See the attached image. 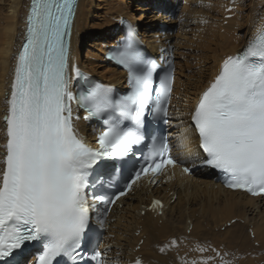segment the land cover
Listing matches in <instances>:
<instances>
[{
	"label": "snow or ice",
	"instance_id": "snow-or-ice-1",
	"mask_svg": "<svg viewBox=\"0 0 264 264\" xmlns=\"http://www.w3.org/2000/svg\"><path fill=\"white\" fill-rule=\"evenodd\" d=\"M76 4L77 0H30L24 43L4 101L0 264H17L16 251L29 242H39L42 248L36 264H59L61 257L86 264L88 256L94 264H105L103 253L83 251L90 213H97L102 230L110 206L142 176L155 183L167 168L177 167L190 175L184 165L195 167L197 160L217 170L225 187L264 197V24L241 53L222 61L190 112L202 153L177 159L164 137L151 135L145 144L146 118L168 123L172 61H167L169 67L156 85L158 65L138 51L131 24L120 21L127 34L108 57L127 72L130 91L118 98L100 84L72 91L73 80L87 81L75 63L70 67ZM73 104L86 113V120L104 125L98 148L77 135ZM140 145L146 152L130 160L134 146ZM93 174L95 183L90 180ZM118 178L123 186L113 195L88 192L96 185L114 187ZM158 207L160 202L154 201L153 208Z\"/></svg>",
	"mask_w": 264,
	"mask_h": 264
},
{
	"label": "bare ground",
	"instance_id": "bare-ground-1",
	"mask_svg": "<svg viewBox=\"0 0 264 264\" xmlns=\"http://www.w3.org/2000/svg\"><path fill=\"white\" fill-rule=\"evenodd\" d=\"M134 1L142 2L139 14L131 5ZM28 2L0 0V146L6 142L4 101L23 40ZM122 18L138 27L159 60L172 61L175 90L167 126L172 152L177 159L195 156L200 151L189 115L196 96L222 61L264 24V0H79L71 29L70 67L75 63L104 84H121L124 73L106 63L102 53L121 36ZM176 23L177 31H166ZM87 41L95 51L82 57ZM73 114L77 135L95 148L101 130L78 112ZM184 166L193 167L191 163ZM154 201L160 207L154 209ZM255 244L264 246L263 202L223 190L206 170L189 176L177 167L167 169L155 183L144 178L133 185L113 206L98 248L105 264H241L234 256Z\"/></svg>",
	"mask_w": 264,
	"mask_h": 264
},
{
	"label": "rangeland",
	"instance_id": "rangeland-1",
	"mask_svg": "<svg viewBox=\"0 0 264 264\" xmlns=\"http://www.w3.org/2000/svg\"><path fill=\"white\" fill-rule=\"evenodd\" d=\"M142 2L137 3L136 1L132 2L131 5L133 7V9L135 10V12L137 14H139L140 10V6H141ZM183 5V4H182ZM182 5L180 7H182ZM181 9V8H180ZM180 11V10H179ZM178 14H180L179 12L177 14H175L174 18L177 19L178 18ZM179 22V21H178ZM180 23V22H179ZM170 24L169 26L171 27V29H167L166 31H172V33H174V31H177V24ZM169 26H167L168 28H170ZM90 41H87L83 47H82V57H84L86 54H88V52L90 51H95V49L93 48V46L89 45ZM85 46V47H84ZM89 49V50H88ZM250 219H253L251 216H249ZM237 256H234L235 259H239V261L241 262V264H264V246L261 247V245L259 244H255L251 249L246 250V252L242 253V254H236ZM237 257V258H236Z\"/></svg>",
	"mask_w": 264,
	"mask_h": 264
}]
</instances>
